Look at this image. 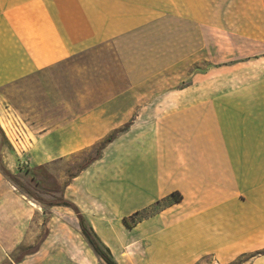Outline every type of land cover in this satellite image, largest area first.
<instances>
[{
    "label": "crops",
    "instance_id": "0c3cea01",
    "mask_svg": "<svg viewBox=\"0 0 264 264\" xmlns=\"http://www.w3.org/2000/svg\"><path fill=\"white\" fill-rule=\"evenodd\" d=\"M263 1L224 0L223 12L263 29ZM216 14L217 0H0V90L60 67L67 77L77 58L72 80L102 79L69 102L67 85L62 101L51 89L30 152L94 157L117 131L60 193L117 264H264V70L217 85L232 71L217 66ZM0 201L7 253L27 213Z\"/></svg>",
    "mask_w": 264,
    "mask_h": 264
},
{
    "label": "rangeland",
    "instance_id": "374dc122",
    "mask_svg": "<svg viewBox=\"0 0 264 264\" xmlns=\"http://www.w3.org/2000/svg\"><path fill=\"white\" fill-rule=\"evenodd\" d=\"M230 1L233 0H228V3ZM256 1L260 2L245 0L249 11ZM223 2L217 0L216 60L221 61L217 63V66L221 65V70H230L232 74H221L217 85L246 84L256 79L259 75L257 71L264 70V23L263 29L257 30L252 24H246L245 29L240 28L237 22L239 15L225 14ZM251 15L246 14V17L250 18ZM225 17L229 21L231 19L226 30L222 29ZM245 33L254 34L255 39L241 36ZM255 34L260 36L256 37ZM78 59L71 62L73 68L72 64L67 66V77L60 67L55 75H37L0 90V182L7 183L9 187L0 190V200L16 198L27 213V220L22 224L20 235L14 238L12 247L6 249L5 253L0 246V264H107L82 237L79 223L72 212L61 206L43 203L60 196L64 181L93 157L94 150L64 159L46 160L33 158L30 152L31 140L35 141L37 131L43 127L36 126L35 119L39 118L38 121L43 123L53 103L55 106L56 102L50 98L51 89L55 88L57 101H62L61 89L63 83L67 85L69 102L77 97L73 86L94 85L97 80H102L96 79L95 72L89 70L88 74L93 77H88L87 81L83 78L85 82H82L76 76L72 82L70 72L78 71L74 68L80 64ZM175 81L169 79L167 84ZM3 168L9 174H5ZM29 201L38 203L40 209ZM2 210L0 201V214L4 215Z\"/></svg>",
    "mask_w": 264,
    "mask_h": 264
},
{
    "label": "trees",
    "instance_id": "16d2710c",
    "mask_svg": "<svg viewBox=\"0 0 264 264\" xmlns=\"http://www.w3.org/2000/svg\"><path fill=\"white\" fill-rule=\"evenodd\" d=\"M126 127V125H125ZM117 134V131L113 132L108 138H106L101 146L96 150V154L94 157H92L91 159H89L84 165L86 166L87 164H89L92 160L96 159L98 157V155L100 154L101 149L108 143L110 142ZM5 174H9V172L4 169ZM78 172V171H77ZM74 176L70 175V177ZM176 199H179V197H177ZM38 201L43 202L41 200L38 199ZM49 205H67L72 207L75 212L77 213V216L79 218V223H80V227L82 230L83 235L86 237L87 241L89 242V244L91 245V247L93 248V250L95 251V253L100 256L107 264H117L110 256H108L96 243L93 235L91 234V232L86 228L85 224H84V220L82 215L79 213L78 208L70 201L64 199L62 196L59 197H54L53 199L49 200L48 202H43ZM125 221L128 225H132V221L129 220L128 218L125 217Z\"/></svg>",
    "mask_w": 264,
    "mask_h": 264
},
{
    "label": "bare ground",
    "instance_id": "6f19581e",
    "mask_svg": "<svg viewBox=\"0 0 264 264\" xmlns=\"http://www.w3.org/2000/svg\"><path fill=\"white\" fill-rule=\"evenodd\" d=\"M30 203H31L33 206H37V207L40 208L39 204H37L36 202H34V201H30Z\"/></svg>",
    "mask_w": 264,
    "mask_h": 264
}]
</instances>
